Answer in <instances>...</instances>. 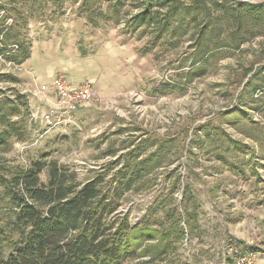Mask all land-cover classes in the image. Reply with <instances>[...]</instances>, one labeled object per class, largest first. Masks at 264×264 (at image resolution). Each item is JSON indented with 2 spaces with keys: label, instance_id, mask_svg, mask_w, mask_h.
<instances>
[{
  "label": "rangeland",
  "instance_id": "obj_1",
  "mask_svg": "<svg viewBox=\"0 0 264 264\" xmlns=\"http://www.w3.org/2000/svg\"><path fill=\"white\" fill-rule=\"evenodd\" d=\"M13 5L34 15L23 30L31 42L30 56L19 66L0 59V69L19 79L0 87L26 95L30 133L0 159L24 165L47 153L78 182L104 176L102 188L109 189L116 157L131 149L126 148L130 143L144 148L142 157L164 143L166 157L124 193L118 211L133 225L162 221L164 226L155 227L165 231L174 219L154 213V207L177 208L185 233L180 241L171 237L173 264H264V87L248 92L264 84L259 80L264 35L212 58L208 73L190 80L188 72L198 68L189 47L192 30L176 47L173 40L153 46L149 34L131 36L122 25L94 27L75 0H0V17ZM59 74L73 83L92 80L96 96L78 112L74 125L40 136L42 125L32 113L46 103L38 90ZM224 133L248 152L232 144L223 152ZM220 152L225 155L221 160ZM41 179L46 180L45 173ZM193 212L196 221L186 215Z\"/></svg>",
  "mask_w": 264,
  "mask_h": 264
},
{
  "label": "trees",
  "instance_id": "obj_2",
  "mask_svg": "<svg viewBox=\"0 0 264 264\" xmlns=\"http://www.w3.org/2000/svg\"><path fill=\"white\" fill-rule=\"evenodd\" d=\"M78 2V12L94 27L100 23L122 25V31L131 36L149 34L153 46L173 40L176 47L192 30L189 47L193 49L192 65L198 68L188 72L190 80L205 76L212 58L239 50L264 35V0H75ZM28 17L15 5L0 17V59L9 66H19L30 56L31 42L23 30L34 15ZM259 56L264 60V50ZM251 70L248 67L247 74ZM259 80L264 82V76ZM17 82L16 75L0 69V83ZM249 83L251 80L246 86ZM261 87V82L254 84L248 92ZM30 113L25 94L13 89L7 93L0 87V155L29 137ZM204 134L213 138L210 131ZM220 139L223 152L231 149L229 144L248 152L247 146L227 133ZM130 146L116 157L109 189L102 188L104 176L78 182L75 174L48 159L47 153L24 165H9L1 158L0 264H126L129 260L173 264L169 254L176 247L170 244L171 237L180 241L185 233L177 208L164 212L161 203L154 207V213L163 212L169 220L174 219L165 231L155 227L164 226L162 221L144 219L133 225L127 214L118 211L124 193L159 167L167 145L161 143L143 157L144 148L133 143L126 148ZM223 152L217 155L219 160L224 158ZM190 196L186 200L192 204ZM186 215L196 221V212Z\"/></svg>",
  "mask_w": 264,
  "mask_h": 264
},
{
  "label": "built area",
  "instance_id": "obj_3",
  "mask_svg": "<svg viewBox=\"0 0 264 264\" xmlns=\"http://www.w3.org/2000/svg\"><path fill=\"white\" fill-rule=\"evenodd\" d=\"M38 93L46 104L41 111L32 113V118L42 125V136L48 131L74 125L78 112L95 98L96 89L92 80L73 83L59 74L50 83L40 85Z\"/></svg>",
  "mask_w": 264,
  "mask_h": 264
},
{
  "label": "crops",
  "instance_id": "obj_4",
  "mask_svg": "<svg viewBox=\"0 0 264 264\" xmlns=\"http://www.w3.org/2000/svg\"><path fill=\"white\" fill-rule=\"evenodd\" d=\"M85 108V107H84Z\"/></svg>",
  "mask_w": 264,
  "mask_h": 264
}]
</instances>
